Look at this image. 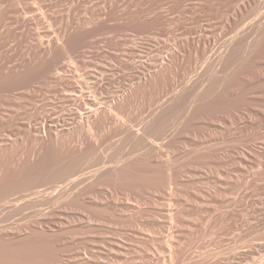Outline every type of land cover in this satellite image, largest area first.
<instances>
[{
  "label": "bare ground",
  "instance_id": "bare-ground-1",
  "mask_svg": "<svg viewBox=\"0 0 264 264\" xmlns=\"http://www.w3.org/2000/svg\"><path fill=\"white\" fill-rule=\"evenodd\" d=\"M150 1L0 0V264H208L264 193V0Z\"/></svg>",
  "mask_w": 264,
  "mask_h": 264
},
{
  "label": "rangeland",
  "instance_id": "rangeland-1",
  "mask_svg": "<svg viewBox=\"0 0 264 264\" xmlns=\"http://www.w3.org/2000/svg\"><path fill=\"white\" fill-rule=\"evenodd\" d=\"M146 1L149 3L150 0H149V1H148V0H144V1L141 0V2H143V6H144V7L148 5V3H147L146 5L144 4V3H146ZM188 1H189V0H188ZM191 1H192L193 3H195V4H193ZM191 1H190L191 3L189 2V4H190V6H193V5H194V8H192V10H190V12H192L193 9H194L193 12H195V10H196L197 7H198V6H196V5H197L196 3H197L199 0H194V1L191 0ZM195 1H196V2H195ZM150 3H151V1H150ZM200 3H201V2L199 1V2H198V5H199ZM100 4H101V3H100ZM191 4H192V5H191ZM88 5H90V4H88ZM100 6H101V9H103V10L105 9L104 6H103V4H101ZM188 6H189V5H188ZM190 6H189L188 8H190ZM121 9H123V7H121L120 10H121ZM120 10H119V11H120ZM180 11H181L180 9H179V11H176V12H178V13H176L178 16L180 15ZM193 12H192V13H193ZM197 12H198V11L195 12L196 15L198 14ZM80 13H81V12H80ZM192 13H189V12H188V17H192V16L195 14V13H194V14H192ZM88 14L90 15V13H88L86 10H83L82 13L79 14V17H82V18H83L85 15H87L86 17L88 18V17H90ZM177 15H176V16H177ZM190 15H191V16H190ZM84 18H85V17H84ZM189 22H190V20H188V24H190ZM198 63H199V62H198ZM198 63L196 62V64H198ZM196 64H195V67H194V68H196V67L198 66V65H196ZM193 72H194V70H193ZM193 72H191L190 75L193 74ZM259 146H260V145H259ZM189 148H190V150L192 149V147H188V149H189ZM259 164H260V163H259ZM259 164H257L256 167L254 166V168H252V169H250V170L248 171V173L246 174V179H247V180L252 179V177L255 176V175H256L258 172H260V170H262V169H263L262 172H264V168H263L264 165H262V164L259 165ZM262 166H263V167H262ZM204 168H205V167H203L202 169H204ZM258 168H259V169H258ZM205 169H206V170L208 169L209 174L211 173V170H213V169H211V167H210V169H209V166H208L207 168H205ZM205 169H204V170H205ZM204 170H203V171H204ZM208 171H207V173H208ZM255 171H256V172H255ZM257 171H258V172H257ZM205 172H206V171H205ZM249 172H250V174H249ZM251 172H252V173H251ZM253 173H254V174H253ZM188 174H189V173H188ZM234 174L236 175V176L234 175V178L236 177L237 180L241 181V180L243 179V178L240 177V176H238L240 179L237 177V175H240V174H238V173H234ZM250 175H252V177H251ZM188 177H190V174H189ZM249 177H251V178H249ZM236 178H235V179H236ZM246 179H245V180H246ZM242 181H244V179H243ZM259 183H261V182L259 181ZM199 185H200V186L202 185V186H201V187H203L202 189H209V188H207V187H209V186H207V184H205V185H203V184H199ZM199 185H198V186H199ZM204 187H205V188H204ZM192 188H193L194 190H196V189H195V188H196V184H194V185L192 186ZM240 189H241V190H240ZM243 189H244V187L242 188V187L240 186L239 191H237L238 194H236V193H237V192H236V193L234 194L235 196L232 195L231 197H234V198L236 197V199H237L238 197L240 198V196H241L242 193H243V192H242ZM240 191H241V194H240ZM243 191H245V190H243ZM254 194H255L254 198H255L256 200H258V201H255L256 203H255L254 206H251V207H253V208H251V207H250L251 209H250V208H247V206L245 205V202L242 203V202L240 201V199L238 198L239 200L236 201V205H237V206L234 205V204H235V203H234V204H232V205H234V206H232V205H228V206H227V205H226L227 208H226L225 206H223V207H222V206H221V207H220V206H215V207H213L214 210L211 209V211H209V212H210V213H208L209 216H208V214H207V217H208V218L206 217L207 220L205 221V219H206V218H205V219L202 221V222L205 221L206 223H205V222H204V223L201 222V223L203 224V226H202V224H201V226L204 227V228H206L207 230H209V229H210L209 226L211 225V222L215 220V219H213V218H216V216L219 217V216L221 215V216H220L221 218H220V217L218 218V221H217L218 223L215 221L216 224H214L215 226L213 225L214 228H213V226H212V228H211L212 233H214V232H215V229L217 228V226H216L217 224H218V228H219L220 226H221V228H222V224H223V227H225V226L228 225L227 223L231 222V221H230V219H231V214H233V213H235V215L238 214V217L235 216V218H236V220H237V223H236V220H235V224H236L238 227H239L240 224H243V223H244L243 220H245L246 217H248V216L251 214V212H252L251 215H253V214H254V215H257L258 213H260L261 215H259L258 217H264V216H263V214H264V209H263V208H264V204H263V202H264V193H259V192H256V191H255ZM259 201H260V204H259ZM262 201H263V202H262ZM238 202H239V203H238ZM243 204H244V206H243ZM231 206H232V207H231ZM239 206H240V207H239ZM142 207H145V206H142ZM142 207H141V208H142ZM216 207L218 208V210H217ZM241 207H242L243 209H242ZM254 207H255V208H254ZM256 207H257V208H262V207H263V208H262L261 212H257V213H256V212L254 211V210L257 209ZM219 208H220V209H219ZM233 208H235L236 210H233ZM215 209H216V210H215ZM229 209H231L232 211L229 210ZM237 209H238L239 211H238ZM223 210H224V211H223ZM240 210H241V211H240ZM247 210H251V211H247ZM214 211H215V212H214ZM230 211H231V213H229ZM236 211L239 212V213H237ZM253 211H254V213H253ZM211 212H212V213H211ZM218 212L221 213V214H219ZM226 212L228 213V215H226V214H227ZM240 212H242V213H240ZM249 212H250V214H249ZM236 213H237V214H236ZM247 213H248V215H247ZM130 214H131V213H130ZM214 214H215V215H214ZM217 214H219V215H217ZM225 216L230 217V219H228V217H227V219H226V220H228V222H226V221L224 220V219L226 218ZM224 217H225V218H224ZM241 217H242V219H241ZM237 218H238V219H237ZM220 219H222L223 221H225L226 224H225V222L222 223V222L220 221ZM216 220H217V218H216ZM219 222H220V223H219ZM213 223H214V222H213ZM207 224H208V227H207ZM209 224H210V225H209ZM224 224H225V226H224ZM238 224H239V225H238ZM204 225H205V226H204ZM219 225H220V226H219ZM227 227H228V226H227ZM259 227L262 228V226H259ZM263 227H264V226H263ZM208 228H209V229H208ZM218 228H217V231H218ZM228 229L230 230V231H228V234H227L228 236L226 235L227 232H226L225 234H221V233H220L221 231H220V232L214 233V236H213L212 233H209V232H208L207 235L204 236V239H203V237H202V239L204 240V241H203V240H202V241H203L204 243L207 244L208 239H209V242H208L209 245H207V248H208V247H210V245L212 244V242H213L212 240H214L217 236H218L219 238L222 237L223 239H226V240L229 239V240H230L231 238H234V236H236L237 233L239 232V229L236 228V227H234L235 230H234L233 228H228ZM231 229H233V230H231ZM236 229H237V230H236ZM263 229H264V228H263ZM211 230H209V231H211ZM219 230H220V228H219ZM147 233H148V232H147ZM147 233L144 232V235L146 234V235H145L146 238H147V237H150V234L148 233V234H149V235H148ZM230 233H231V235H230ZM144 235H142L143 238H145ZM78 236H79V235H76V236H74V237L71 236L72 239H71V237H70L69 239H70V241H72V242L75 241L76 243H74V242H73V243L76 245L78 242H80L79 239H77V238H80L81 236H79V237H78ZM220 236H221V237H220ZM223 236H224V237H223ZM226 236H227V237H226ZM207 237H208V238H207ZM218 237H217V238H218ZM225 237H226V238H225ZM73 238H74V239H73ZM75 238L78 240V242H77V240H76ZM219 238H218V239H219ZM206 240H207V241H206ZM210 240H211V241H210ZM215 240H217V239H215ZM215 240H214V241H215ZM226 240H224V246H223V248L225 247L224 249L227 250V252H226V251L222 252L223 250H222V251L220 250L221 253H219V254H218V253H216V254H215V253L210 254V255L208 256V259H209V257H210L211 260H209V261H210L211 263L209 262L208 264H226V262H227V258H228L227 256H230V255H231V252H232V249H231V247H230V246H232V244H231V242H230L229 240H227V241H226ZM210 242H211V244H210ZM225 242H227V243L230 242V243H228L230 246H229L227 243H225ZM226 244H227V245H226ZM225 245L227 246V248L229 247V249H226V246H225ZM77 246H78V245H77ZM192 246H194V245H191V246L189 247L188 251L190 250V251H192V253H193V251H194L193 254H198L199 252H201V251H199L200 248H196V246H194V248H193ZM211 247H212V246H211ZM211 247H210V248H211ZM207 248H206V249H207ZM210 248L207 249V250H208L207 252L210 251V250H209ZM78 249H79V247H78ZM192 249H193V250H192ZM194 249H195V250H194ZM196 249H197V250H196ZM229 250H231V251L229 252ZM80 251L83 252V250H80ZM190 251H189V252H190ZM202 252H206V250H202ZM207 252H206V253H207ZM228 252H229L230 255L227 254ZM83 253H84V256L87 257V253H85V251H84ZM209 253H211V251H210ZM222 254H224V255L221 256ZM225 254H226V255H225ZM212 255H213V256H212ZM211 256H212L213 258H212ZM216 256H217V257H216ZM218 256H219V258H218ZM224 256H226V258H223ZM221 257H222V259H220ZM261 257H262V256H261ZM261 257H258V258H257L258 261H254V262L257 263V264H258L259 262H261V261L264 262V257H263V258H261ZM215 258H217V259H215ZM212 260L216 261L217 263H215V262L212 261ZM250 261L252 262V260H249V262H250ZM213 262H214V263H213ZM220 262H221V263H220Z\"/></svg>",
  "mask_w": 264,
  "mask_h": 264
}]
</instances>
